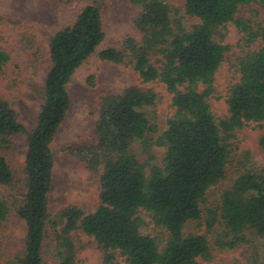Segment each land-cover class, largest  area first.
Instances as JSON below:
<instances>
[{"label":"trees","instance_id":"1","mask_svg":"<svg viewBox=\"0 0 264 264\" xmlns=\"http://www.w3.org/2000/svg\"><path fill=\"white\" fill-rule=\"evenodd\" d=\"M131 1L140 7L134 24L141 38L127 36L120 49L106 47L98 56L131 65L143 83L162 82L174 112L159 132L143 110L155 103L151 89L131 85L104 97L95 125L97 144L80 150L98 177V203L91 211L68 205L51 217L50 144L70 107L67 83L105 38L99 7L87 3L70 24L52 34L35 127L26 129L0 98L1 143L22 134L27 146L21 190L0 153V186L21 192L14 210L27 227L16 264H45L48 238L57 264H81L72 237L76 231L92 239L101 264L210 261L207 235L185 231L192 221H202L207 232L219 225L216 243L221 249L248 243L249 232L264 237V168L247 167L233 142L237 130L254 124L264 151V24L242 14L252 4L264 12V0H183L184 13L197 19L190 29L171 18L175 9L165 0ZM228 23L241 34L240 54L234 59L227 57L232 45L222 41ZM8 59L0 47V75ZM228 59L233 80L225 94L227 114L218 117L210 98L216 93V72ZM135 143L139 154L132 150ZM155 148L163 149L160 160ZM234 162L240 167L234 179L216 204H209L208 192L225 181ZM9 205L8 199H0V228ZM145 217L166 231L163 239L144 232Z\"/></svg>","mask_w":264,"mask_h":264},{"label":"rangeland","instance_id":"2","mask_svg":"<svg viewBox=\"0 0 264 264\" xmlns=\"http://www.w3.org/2000/svg\"><path fill=\"white\" fill-rule=\"evenodd\" d=\"M174 9L172 19H180L186 29L197 19L184 13L183 0H165ZM95 2L102 15L105 38L75 71L67 83L70 107L51 142L54 157L52 185L49 193L48 210L51 217L68 205H76L91 211L98 203L99 181L96 173L88 166L80 150L97 144L95 125L99 118L100 105L104 97L121 94L131 85L151 89L157 96L155 103L143 108L145 114L156 124L158 131L166 128V121L174 112L171 94L160 81L143 83L138 73L128 64L101 60L98 51L106 47L121 48L127 36L141 38L134 24L140 7L131 0H0V47L9 54L0 75V98L15 111L17 119L28 130L37 121L39 109L44 101V83L50 66L49 38L57 30L70 24L79 10L87 3ZM257 9V14L253 11ZM243 15L264 24V12L258 5L243 9ZM241 34L231 23L223 29L222 41L232 45L227 52L229 59L240 54L237 43ZM226 60L215 75L216 93L210 98L211 109L218 117L227 114L225 94L233 80L230 60ZM8 143H1L4 155L12 170L17 190H21L26 139L22 134L9 136ZM233 142L238 145L237 158H242L247 167L264 168V151L258 143V131L254 124L235 132ZM132 150L141 152L139 143ZM157 160L161 159L162 148H155ZM237 168L232 164L225 181L208 192L209 204H216L220 191L234 179ZM242 170V169H241ZM21 192L0 186V199H8L10 212L0 228V264H16L15 256L22 250L26 235V223L14 210V201L22 198ZM144 232L163 239L166 231L148 221ZM186 232L205 233L212 247V259L202 264H264V237L249 232V242L234 248L221 249L216 243L220 226L207 232L201 221L190 222ZM79 248L81 264H101L100 254L93 241L83 233H72ZM50 239L44 249L45 264H57L53 258Z\"/></svg>","mask_w":264,"mask_h":264}]
</instances>
